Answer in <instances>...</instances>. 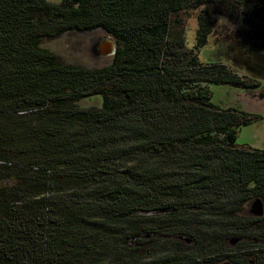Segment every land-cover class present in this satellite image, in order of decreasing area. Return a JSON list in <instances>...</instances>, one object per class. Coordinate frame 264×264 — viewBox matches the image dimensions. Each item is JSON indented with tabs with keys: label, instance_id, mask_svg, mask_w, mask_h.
<instances>
[{
	"label": "trees",
	"instance_id": "obj_1",
	"mask_svg": "<svg viewBox=\"0 0 264 264\" xmlns=\"http://www.w3.org/2000/svg\"><path fill=\"white\" fill-rule=\"evenodd\" d=\"M263 1L0 0V264H264V213L243 214L264 207V149L236 144L260 116L208 88L260 81L198 60L208 11L194 49L178 16ZM243 19L264 32L262 4ZM97 29L114 44L102 67L41 46Z\"/></svg>",
	"mask_w": 264,
	"mask_h": 264
},
{
	"label": "rangeland",
	"instance_id": "obj_2",
	"mask_svg": "<svg viewBox=\"0 0 264 264\" xmlns=\"http://www.w3.org/2000/svg\"><path fill=\"white\" fill-rule=\"evenodd\" d=\"M47 1L59 3L61 0ZM259 4L264 6V1L243 4L235 19L227 18L225 15H214L212 4L186 8L178 16L181 18L180 27L184 31L186 47L194 49L198 14L208 11L214 25L206 44L195 50L198 60L202 63H225L237 74L254 77L260 81L259 87L253 90L230 84H209L208 88L214 105L221 108L233 107L260 116V119L238 128L236 144L241 147L264 149V32L248 27L243 19L246 13L254 10ZM41 46L66 63L87 68L109 64L114 51L113 40L100 29L83 33L68 32L55 40L43 42ZM101 100L100 96H90L79 100L77 105L100 107ZM263 213V203L259 199L247 202L243 210V214L249 217L261 216ZM215 264L233 263L224 260Z\"/></svg>",
	"mask_w": 264,
	"mask_h": 264
}]
</instances>
